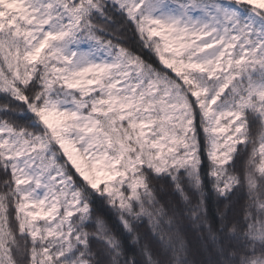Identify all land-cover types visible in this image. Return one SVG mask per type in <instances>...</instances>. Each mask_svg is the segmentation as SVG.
Masks as SVG:
<instances>
[{
  "label": "snow or ice",
  "instance_id": "obj_1",
  "mask_svg": "<svg viewBox=\"0 0 264 264\" xmlns=\"http://www.w3.org/2000/svg\"><path fill=\"white\" fill-rule=\"evenodd\" d=\"M0 264H264V0H0Z\"/></svg>",
  "mask_w": 264,
  "mask_h": 264
}]
</instances>
